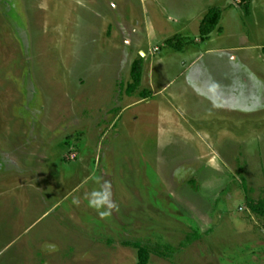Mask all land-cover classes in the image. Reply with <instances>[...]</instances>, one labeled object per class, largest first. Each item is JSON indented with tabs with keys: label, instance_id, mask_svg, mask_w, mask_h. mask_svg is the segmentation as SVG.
I'll return each instance as SVG.
<instances>
[{
	"label": "rangeland",
	"instance_id": "rangeland-1",
	"mask_svg": "<svg viewBox=\"0 0 264 264\" xmlns=\"http://www.w3.org/2000/svg\"><path fill=\"white\" fill-rule=\"evenodd\" d=\"M248 198L264 0H0V264H264Z\"/></svg>",
	"mask_w": 264,
	"mask_h": 264
},
{
	"label": "trees",
	"instance_id": "trees-1",
	"mask_svg": "<svg viewBox=\"0 0 264 264\" xmlns=\"http://www.w3.org/2000/svg\"><path fill=\"white\" fill-rule=\"evenodd\" d=\"M222 18V11L218 8L211 9L205 18L202 21L200 32L201 36L208 37L210 36L219 26V23ZM185 37L178 35L174 40H167V46L173 47L175 49L182 50L185 44L188 42L184 41ZM143 64L144 61L141 58L136 61L132 68V79L133 82L130 84L128 93L133 94L142 84V74H143ZM248 208L254 212L256 215L264 218V198L260 200H254L252 198H248L247 201ZM171 247H167L166 250L162 251V254L172 253L173 250H170Z\"/></svg>",
	"mask_w": 264,
	"mask_h": 264
},
{
	"label": "clouds",
	"instance_id": "clouds-1",
	"mask_svg": "<svg viewBox=\"0 0 264 264\" xmlns=\"http://www.w3.org/2000/svg\"><path fill=\"white\" fill-rule=\"evenodd\" d=\"M104 188L103 195L101 196L100 193H92V198L90 199V204L92 207H95L97 210L104 208L105 206L111 210L116 207V205L112 202V193H111V186L108 182H104L102 185ZM74 203L79 204V200H75ZM102 216L108 215L109 212L101 211L100 213ZM50 249L55 250L54 245L48 246Z\"/></svg>",
	"mask_w": 264,
	"mask_h": 264
},
{
	"label": "bare ground",
	"instance_id": "bare-ground-1",
	"mask_svg": "<svg viewBox=\"0 0 264 264\" xmlns=\"http://www.w3.org/2000/svg\"><path fill=\"white\" fill-rule=\"evenodd\" d=\"M143 55H145V53H142Z\"/></svg>",
	"mask_w": 264,
	"mask_h": 264
},
{
	"label": "water",
	"instance_id": "water-1",
	"mask_svg": "<svg viewBox=\"0 0 264 264\" xmlns=\"http://www.w3.org/2000/svg\"><path fill=\"white\" fill-rule=\"evenodd\" d=\"M144 56V55H143Z\"/></svg>",
	"mask_w": 264,
	"mask_h": 264
}]
</instances>
